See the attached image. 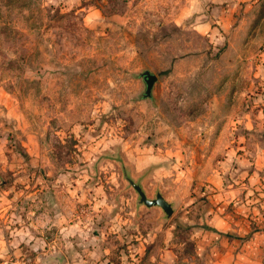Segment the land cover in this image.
<instances>
[{
  "label": "rangeland",
  "instance_id": "1",
  "mask_svg": "<svg viewBox=\"0 0 264 264\" xmlns=\"http://www.w3.org/2000/svg\"><path fill=\"white\" fill-rule=\"evenodd\" d=\"M263 93L264 0H0V264L254 256Z\"/></svg>",
  "mask_w": 264,
  "mask_h": 264
},
{
  "label": "crops",
  "instance_id": "2",
  "mask_svg": "<svg viewBox=\"0 0 264 264\" xmlns=\"http://www.w3.org/2000/svg\"><path fill=\"white\" fill-rule=\"evenodd\" d=\"M240 1H243L246 9H249L250 7H252V2H255L256 0ZM229 9H233V7H229ZM256 167L262 169V167L259 165H256ZM253 173H256V171H254ZM252 178L255 179L254 175H252ZM217 223L221 224L218 219H215L212 226L213 229L209 231V233L207 234L208 237L206 238V242H209V245L212 246V264H263L262 257H256V255H259L264 251L260 243H255L258 246L251 247L252 252L255 254L254 256L247 258L245 252L243 251L238 252L237 256H235V250L239 247L238 244L240 242L241 234L232 232L227 229H217L220 228L218 227L219 225H217ZM230 238L232 240H230ZM235 244H237L238 246L236 247ZM174 256L175 254L172 253V251L166 250L163 253V258L160 261V264H174Z\"/></svg>",
  "mask_w": 264,
  "mask_h": 264
},
{
  "label": "water",
  "instance_id": "3",
  "mask_svg": "<svg viewBox=\"0 0 264 264\" xmlns=\"http://www.w3.org/2000/svg\"><path fill=\"white\" fill-rule=\"evenodd\" d=\"M142 77L146 82V89L144 92V97H151L152 91L155 82L158 80V77L155 73L150 70H145L142 73ZM125 178L129 181V183L133 186V188L137 191L139 195L138 203L143 204L147 207H160L167 217H171L174 214L175 208L173 204L168 201L161 192L156 194L155 198H149L147 193L145 192L143 186L135 181L129 174L125 172Z\"/></svg>",
  "mask_w": 264,
  "mask_h": 264
}]
</instances>
